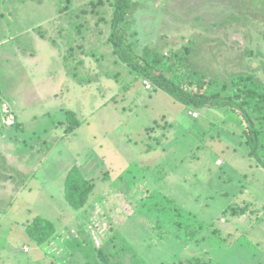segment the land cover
Wrapping results in <instances>:
<instances>
[{
  "label": "rangeland",
  "instance_id": "obj_1",
  "mask_svg": "<svg viewBox=\"0 0 264 264\" xmlns=\"http://www.w3.org/2000/svg\"><path fill=\"white\" fill-rule=\"evenodd\" d=\"M261 3L132 0L128 29L139 53L188 47L208 78L264 84V17L244 9ZM110 14L109 0H0V114L15 117L0 115V264H264V169L239 115L115 61ZM73 166L93 184L78 211L63 198ZM34 217L56 229L43 245Z\"/></svg>",
  "mask_w": 264,
  "mask_h": 264
},
{
  "label": "trees",
  "instance_id": "obj_2",
  "mask_svg": "<svg viewBox=\"0 0 264 264\" xmlns=\"http://www.w3.org/2000/svg\"><path fill=\"white\" fill-rule=\"evenodd\" d=\"M131 5L132 0H109L111 14L105 43L111 48L115 61L184 105L194 109L225 107L238 114L242 123L241 143L245 144L248 156L264 169V84L246 74L233 76L227 84L208 78L188 63V47L179 52L169 50L158 53L144 49L139 53L131 41L134 34L128 29ZM244 9L257 10L264 17L262 3ZM92 191L93 184L83 177L77 166L67 171L63 198L70 208L75 211L84 209ZM25 230L29 239L37 245L45 244L56 232L52 222L40 217H34Z\"/></svg>",
  "mask_w": 264,
  "mask_h": 264
},
{
  "label": "built area",
  "instance_id": "obj_3",
  "mask_svg": "<svg viewBox=\"0 0 264 264\" xmlns=\"http://www.w3.org/2000/svg\"><path fill=\"white\" fill-rule=\"evenodd\" d=\"M1 118H2V122L3 125L5 127H12L15 124V117L13 116V114L10 112V110L7 108L6 105H3L2 109H1ZM193 117H197L196 113H192ZM218 165L221 164V161L218 160Z\"/></svg>",
  "mask_w": 264,
  "mask_h": 264
},
{
  "label": "crops",
  "instance_id": "obj_4",
  "mask_svg": "<svg viewBox=\"0 0 264 264\" xmlns=\"http://www.w3.org/2000/svg\"><path fill=\"white\" fill-rule=\"evenodd\" d=\"M7 105H8V104H7ZM9 108L13 109L12 107H9ZM10 112L12 113V110H10ZM13 116H14V115H13ZM2 123H3V122H2ZM12 127H13V126H12ZM10 128H11V127H10ZM3 142L6 143L5 141H3V140L1 141V140H0V146H2V147H4V148H7L8 146H5ZM15 147H17L16 144H15ZM18 147H19V149L16 150L15 152H16L17 154H20L21 148H20V146H18ZM18 147H17V148H18ZM0 155H2L3 157H5V156L7 157L8 154L5 153V154H0ZM18 156H19V155H18ZM32 156H34V155H32ZM19 157H21V156H19ZM28 158H31V157L28 156ZM28 158H26V160H27ZM26 160H25V161H26Z\"/></svg>",
  "mask_w": 264,
  "mask_h": 264
}]
</instances>
